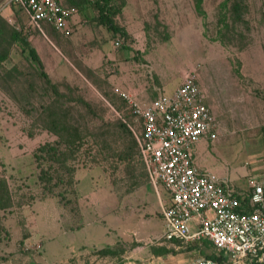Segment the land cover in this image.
<instances>
[{
    "label": "rangeland",
    "instance_id": "obj_1",
    "mask_svg": "<svg viewBox=\"0 0 264 264\" xmlns=\"http://www.w3.org/2000/svg\"><path fill=\"white\" fill-rule=\"evenodd\" d=\"M71 1L81 22L71 38L44 25L51 44L22 9L0 0V179L13 199L0 211V264L52 261L69 254L73 239L108 247L116 235L115 254L102 260L93 248L81 264H200L216 256L208 242L163 241L158 191L140 153L143 129L115 89L151 102L173 95L196 69L218 124L215 157L242 186L264 179V0H204L205 15L196 0H114L108 13L127 36L108 29L97 0ZM48 144L62 160L40 152ZM43 170L63 178L52 183L54 194L40 181ZM38 231L45 240H34ZM164 249L170 253L159 255Z\"/></svg>",
    "mask_w": 264,
    "mask_h": 264
},
{
    "label": "built area",
    "instance_id": "obj_2",
    "mask_svg": "<svg viewBox=\"0 0 264 264\" xmlns=\"http://www.w3.org/2000/svg\"><path fill=\"white\" fill-rule=\"evenodd\" d=\"M6 5L22 9L42 34L44 25L66 38L75 34L79 10L64 0H7ZM122 45L120 39L115 43ZM115 92L143 129L140 153L152 184L170 197L162 210L163 241L208 242L219 260L200 264H264V181L250 177L243 189L196 166L195 147L204 139L216 140L218 127L197 70L187 73L173 95L162 94L148 104L120 88Z\"/></svg>",
    "mask_w": 264,
    "mask_h": 264
},
{
    "label": "crops",
    "instance_id": "obj_3",
    "mask_svg": "<svg viewBox=\"0 0 264 264\" xmlns=\"http://www.w3.org/2000/svg\"><path fill=\"white\" fill-rule=\"evenodd\" d=\"M64 4L66 6H70V7H76L74 1L72 2L71 0H64ZM80 11H79V15L78 17L75 18L74 20V25H75V28L77 25L80 24L81 22V17H80ZM47 26V25H46ZM43 31H44V26H43ZM44 37L51 43L53 44V42H51L49 40V37L47 36V34L45 33L44 31ZM118 40V39H117ZM38 52V51H36ZM111 53V52H110ZM110 53H106V56H108L109 59L113 60L114 62H116V64L119 66L122 64V57H116V56H112L114 58L111 57V54ZM125 82V81H124ZM123 81H121L119 84L123 87H125V85H127V83H124ZM121 89V88H120ZM164 94V93H163ZM174 94V93H173ZM162 94H160L159 96H161ZM166 95V94H165ZM158 96V97H159ZM171 96V95H170ZM158 97H156L155 99H157ZM153 99V100H155ZM141 102L143 103H150V102H144L142 101L141 99H139ZM152 100V101H153ZM213 150H215L214 148V142L210 139V138H207V139H204L201 143H199L195 149H194V156H195V163H196V166L203 170V171H207L209 173H211L212 175H214L215 177L217 178H227L229 180H231L233 183H235L236 185L238 184L239 186L238 187H241L243 189H247V183H246V186H242L240 185V180H235V174L231 171H226L221 164L219 162V160L215 157V154L213 152ZM259 180L261 181H264V179H261L260 177H257ZM248 181V180H247ZM156 188V187H155ZM160 188H163L162 186H159L158 188H156V190L158 191V202L160 204V206L162 207V210L164 207H166L168 205V202H169V194L167 196H165V198L163 196H161V194L159 193V189ZM164 189V188H163ZM165 190V189H164ZM157 202V204H158ZM116 224H119L118 222H116ZM163 227H164V222H163ZM40 228V227H39ZM39 230V229H38ZM106 230V229H105ZM105 230L103 229V231L105 232ZM118 230V229H117ZM120 230V229H119ZM104 232H102V236L103 237H110V235H108L107 233L104 234ZM25 237V236H24ZM23 237V238H24ZM34 238V237H33ZM33 238L32 240L30 239V242H34L33 241ZM123 238V237H122ZM39 239H43L45 240V235L42 234L41 231H38L36 234H35V239L34 240H39ZM113 242H111V244L108 246V247H101L99 244H94V243H88L86 241H79L78 244H76V241H78L79 239H73L71 240V244H67V249L68 247H71V250L69 252V254L67 255H63V256H60L58 258H55L54 260L52 261H49V260H46L47 258H45V256H43V260L42 261H36V263L38 264H56V263H60V262H64L65 260H67V262H70L68 264H75L76 262H80L79 264H81V259L83 256H86V254H89V250L91 249H95L97 248L98 251L96 252H99L103 249H110L112 250L114 248V246H116L118 244V242L121 240L117 235L115 237H113ZM26 240V239H25ZM125 240V239H123ZM27 241V246H28V243L29 242V239L26 240ZM33 244V243H32ZM99 245V246H98ZM46 249H47V246H45V252H46ZM75 249H83L79 252H77ZM69 250V249H68ZM109 255H103L101 256V254L98 253V255L96 256V258H100L102 260H106L108 259ZM75 258H77V260H75ZM74 259V260H73ZM70 260H73V261H70Z\"/></svg>",
    "mask_w": 264,
    "mask_h": 264
},
{
    "label": "trees",
    "instance_id": "obj_4",
    "mask_svg": "<svg viewBox=\"0 0 264 264\" xmlns=\"http://www.w3.org/2000/svg\"><path fill=\"white\" fill-rule=\"evenodd\" d=\"M114 0H97L96 4L98 7H100L101 10V17H102V21L104 22V24L108 27V29L112 32H114L115 34H122L123 36H127V32L122 29L121 27L117 26L112 18V15L114 13H108V9L112 6ZM230 2V0H226V4H228ZM203 4H204V0H196V9L198 11L199 14L205 15L204 13V9H203ZM232 14L234 16V19L236 21L242 20V5L240 3H235L232 7ZM226 23V21H225ZM32 57L34 60L36 61H40L39 59V55L36 52V50L32 49L30 51ZM5 58H1V60H4ZM40 152L42 154H46L48 156L49 159L52 158H57L59 157L60 160H62L61 157V153L59 152V150L55 147H51V145H44L42 146L40 149ZM38 159L43 158V157H37ZM64 164V162H63ZM65 166V164H64ZM70 175L68 176V180L70 182H73V171L69 170ZM57 180L56 184H60L61 181H63L61 176H58L55 178V176L53 175V173H50L49 171H42V174L40 175V181L42 184H44L45 187L49 186L47 189L49 190V192L51 194H54V189H53V185L52 183L54 182V180ZM46 189V190H47ZM13 206V199L11 196V191H10V187H9V183L6 179H0V211H6L8 209H11ZM170 253V250L168 249H164L163 251H161L159 253V255L161 254H167ZM99 254H103V255H113L115 253H113L112 250L109 249H103L101 251H99ZM207 258L212 259V260H219V258L217 256H213L210 255Z\"/></svg>",
    "mask_w": 264,
    "mask_h": 264
}]
</instances>
